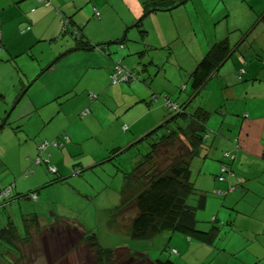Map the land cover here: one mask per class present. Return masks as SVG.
Returning <instances> with one entry per match:
<instances>
[{
    "label": "crops",
    "instance_id": "crops-1",
    "mask_svg": "<svg viewBox=\"0 0 264 264\" xmlns=\"http://www.w3.org/2000/svg\"><path fill=\"white\" fill-rule=\"evenodd\" d=\"M110 1L111 0H51V4L46 5L45 2L39 0H0V73L1 71L9 72L8 66L13 63L11 59L16 57V54L22 53V51L26 50L27 47L31 45L32 48L40 42L54 43L57 41L60 42V39H68L73 42L74 46L72 45V47L74 48L76 45L75 37L69 34L63 35L62 20L68 19L71 24L70 30H72L73 27L75 29L77 28L75 24L81 27V31L78 32V34L80 36L82 35V40L89 41L95 46L108 44L104 51L99 49V47L94 50L77 51L70 48V53L73 52L75 56L76 53L82 54L80 55V59L84 60L82 68L76 64V59L73 61V69L78 70L77 74L89 69H96L103 71L106 78L108 79L110 77L111 79L113 69L118 65H123L127 70L135 73L134 75L139 81H142V85H135L137 91L134 93V99L137 104H142L149 100L151 103V96L154 94L161 95L162 97L167 96L173 100V93L179 92V86L183 84L187 85L185 92L189 93V78L184 75L185 73L189 75L188 71L195 66L197 61L202 57V54L206 51L201 46H206L209 39H212L209 38V25L207 22L212 15H207L204 12L203 15H205V19L202 20L197 17V15L199 16L202 12H196L195 21L192 16L185 12L181 13L177 20H173V18L171 20L167 17L168 15H163L165 12L151 15L149 19L143 21L141 26L143 29H146L149 24L154 31L152 32V29H150V33L145 34L146 47L150 50L148 53L147 51L143 53V48L139 46V29L135 26V23L143 17L145 12L144 3L149 0H117L116 5L111 4ZM189 1H191V6L194 7L195 11L197 10L196 7H198L200 11L206 9L205 5L200 0L197 2L194 0ZM96 11L100 13L99 18L95 16ZM174 21H176V23ZM28 26L30 29H27ZM23 30L25 32H23ZM126 31H128V38L131 41L125 42L123 48L121 46L119 48L112 47L113 45H117V41L124 39ZM189 37H193L192 41L194 44L189 45V49L194 51V55L188 50V54L186 52L184 55L185 60L181 63V66L179 64L172 65L174 70H177L175 74L174 71L169 74L165 66L167 63L170 64V57L166 55L167 47L171 45L179 50L181 46L184 47ZM3 58L6 61L2 65L1 62ZM59 62L60 58L58 59V63ZM244 62L246 63V61ZM232 64L226 71L233 74V76L229 77L228 75L230 74H228L227 76L224 75L215 79L218 80V82L220 79L223 80L224 89H227L228 100H235V103L230 107L226 104L223 105V103L227 101V97H225L222 92L219 93V90H223V88L221 89L222 85L218 83L217 86H214V92L218 93V96L214 99H205V97H203L199 105V107L212 112L215 115L213 117L215 119L212 122L211 120L208 122V125L212 123L210 129L212 132L214 131V133H211V131L209 133L208 129L206 144L201 150L199 157L195 158L191 163V179L197 190L205 196V207L201 211L208 212L201 217L199 215L201 211H199L197 217L198 220L202 222H204L205 219L212 218L213 221L216 220V225L219 227V199L213 196L211 197V193L214 192V195L219 197V192H228L232 186H236L237 189L226 195L231 197L229 199H232V207L236 206V199H243L250 194L262 196V205L257 210H253L251 214L255 217L250 223L255 228L251 238L247 237L237 240L235 237L233 225H235L236 228L240 227L238 219L245 217L237 216L235 220L227 221V227L231 226V228H229L226 233L230 231L235 239L233 242L229 239L227 240V242L231 244V250L223 247L222 251H219L220 246L219 243H217L219 236L215 241V245L199 243L195 240L189 241L188 238L179 235H174L172 238L170 237V239H175L173 249L177 251L176 256L180 259L177 262L178 264H192L188 255L198 250H200V253L205 251L206 256L205 259L198 258L194 264H210L212 261V264H264V73L261 74L257 69H250V67H248L244 75L247 81L240 82L236 86L234 85L235 79H237V74H239V70L243 68V66L237 61H234ZM53 66H55V63H50L47 69L53 70ZM136 66H140L141 70H136ZM129 67H131V69H129ZM181 67H187V69L185 71H180ZM46 70L42 71L36 80H39ZM72 74L76 73L72 71ZM75 81L76 79L73 80L71 84L74 85ZM20 85L21 90L18 93L17 99L24 89H29L28 85H25L23 80H20ZM15 90L16 89L13 88V91ZM181 93L180 90L178 98H181ZM25 95H27V93H25L23 97ZM91 95L93 94H89V99L95 100L97 98L94 95V98H92ZM50 98H53V95H51ZM0 99L4 100L6 96L0 94ZM85 100L88 99L85 97ZM40 107L41 105L32 104V107L28 108V111L37 113L40 112ZM60 111H62L61 107L56 111L46 114L44 120L46 121L48 117L51 116L52 122L54 116ZM86 111H88V114L85 116L84 113ZM23 112H25V110H23ZM89 115L90 110L86 109L80 114V118L87 119ZM148 116H151V113L140 116L139 118H131L130 120L124 117L122 119L124 124L120 130V134H122L128 142L125 146L118 145L116 148L120 149L131 144L133 145L138 138H142L145 134L166 120V118L164 119L162 117ZM2 119L3 117L0 116V124L3 122ZM77 122L79 121L73 118L68 121L66 132L64 131L65 128H61L51 133L53 136L49 134L51 140L61 139L62 136L66 137L63 140L62 147L54 148L49 146L47 148V151L50 152V164L57 167V175L66 182L68 181V177L65 168L68 169L70 163L73 164L71 158L83 152L81 149L77 148L82 140L76 138L70 130ZM7 125L9 124L6 123L5 126ZM124 125H128L129 128L127 127V130H124ZM20 127L21 126H17L19 129L12 128V130H14L15 133H19L21 131ZM46 141L47 140H44L42 144H35L34 148L36 155L38 153V155H40V145L50 143ZM57 150H62L59 152L61 157L58 155ZM227 153H231L230 157H227ZM44 154H42V157ZM26 155L25 161L33 162L32 153L28 151ZM89 159L92 165L99 166L102 164L101 161L105 158L95 159L94 157H90ZM82 160L77 163V165L79 164L81 166L79 174L82 173L81 169H83V164H81ZM42 164L43 163L39 165L35 164L39 166V168H36V172L32 177L34 185L28 190H25L28 191L27 194L18 193L16 196L36 194L35 191L42 190L43 185H48L49 181L40 173ZM222 165H225L230 173V175L226 176L225 181H220L218 178V176L221 175ZM3 166L4 163L0 161V172ZM193 167L196 169V171L194 170L195 173ZM193 174L196 178H193ZM0 179L2 180V176ZM239 179H242V182H239ZM53 180L51 181V185L61 184ZM10 182L11 180L5 183ZM10 186L12 187H9L12 194L13 188L16 189L17 185L14 182L10 184ZM3 188L4 187L0 185V190H3ZM14 198L10 195L9 200ZM209 198L210 200H216L217 203L214 201H210L211 203H209ZM26 199L28 201L32 200L29 197ZM227 200L223 205L227 203ZM8 201H6V203H8ZM32 201L40 202L35 204L42 206L41 203L46 201V197L42 199L41 195L37 194V200ZM9 204H12V202L9 201L7 205ZM35 216H37L40 222V227L36 228L31 225L26 229L23 228V231H18L23 234L25 233L24 236L26 238H28L27 233L31 234L32 232H36L39 239V241H37L38 244L31 242L32 240L30 239V241L25 240L24 242H18L12 246L5 243L6 245L2 247V251L0 252V264H32L34 259L35 264H99L92 252L93 245L82 242L85 233L93 232H85L80 224L63 218L48 221L46 214L42 215L40 213L31 214L29 217L23 218V221L25 219L30 220ZM9 221L12 220L7 218V223ZM59 226L69 229L73 227L74 232H76V230L78 231L76 234H79L80 238L75 242L67 241V235L65 234L66 230L62 232L58 231L57 227ZM256 229H258V232H256ZM50 231L55 232L53 236L54 240L53 238L51 240L49 239V242L46 237L47 245L46 242L43 243L40 235L46 236ZM220 231L221 228L219 227V235ZM98 244L101 245L99 242ZM163 245L167 247V244L163 243ZM22 246L30 248L31 252H38L37 256H35V258L33 257L29 263H26V261H29L30 255L23 252ZM195 246H199L200 248ZM105 248H114L116 254L120 250H125V253L130 252L126 246L124 247L121 245L118 247L106 246ZM223 251H226V253L223 254ZM241 251H246V253H241ZM4 257H6V259H4ZM219 258L221 259L219 260ZM149 260L151 262L154 261L152 259Z\"/></svg>",
    "mask_w": 264,
    "mask_h": 264
},
{
    "label": "rangeland",
    "instance_id": "rangeland-1",
    "mask_svg": "<svg viewBox=\"0 0 264 264\" xmlns=\"http://www.w3.org/2000/svg\"><path fill=\"white\" fill-rule=\"evenodd\" d=\"M194 1L197 2L199 0ZM200 1L207 4L208 11H212V17L207 20L209 25V38L219 36V40L228 36L231 38L232 42H234L233 39L236 38L238 32L240 31V36L241 32L248 31L256 22L257 16L264 11V0ZM110 3L116 5L117 0H111ZM208 5L210 7H208ZM183 12L192 16L195 21L196 11L194 7L191 6V1L188 0L185 4L175 8L172 12H165L163 15H168L167 17L171 20L172 18L173 20H177ZM151 14L153 15V13ZM217 15H219V27L215 25L217 23ZM199 18L204 20L205 16L202 15ZM174 22L176 23V21ZM263 27V24L261 27H257L249 38L250 40L256 39L254 42V51L250 53L247 52L248 55H251L248 59L251 68L254 64V60L252 59L255 57V50L264 53ZM228 32L230 33L228 34ZM217 33L219 35H217ZM72 45L73 42L68 39H60V42L57 41L54 43L40 42L32 48L31 45L27 47L26 50L22 51V53L16 54V57L11 59L13 63L8 66L9 72L1 71L0 73V94L6 96V99H0V116L3 117L2 120L4 121L9 115L7 124L10 125L5 126L0 132V161L4 163L3 169L0 172V178L2 176L0 185L4 187L3 190L11 187L10 184L15 182L17 187L16 189L13 188L11 197L14 198L18 193L27 194L28 191L25 190H28L34 185L32 177L36 172V168H39V166H36L39 153L36 155L34 148L35 144H42L44 140L52 143L55 139L51 140L49 134L61 128H65L64 131L66 132L67 123L73 118H76L79 122L74 124L70 130L76 138L82 140L77 148L83 151L79 155H75L74 158H71L73 164L70 163V167L68 166V169L65 168L68 181L55 185H51V181L56 178V175L49 172V166L55 169L57 167L50 164V152L47 151V153L43 155V158H48L49 165L43 163L40 167V173L44 175V178L49 182L48 185H43L42 190L35 191L36 195L40 194L42 199L46 197V201L41 203L42 206H39L35 203L40 202L28 201L26 198L5 200L3 197H0V228H3L7 223V218H10L15 223L17 229L23 231V218L29 217L31 214L35 213H40L42 215L46 214L48 221L63 218L80 224L85 232L96 233L98 242L104 247L126 246L131 253L135 254V257L146 254L149 256L148 258L152 260L171 259L172 261L178 262L180 259L169 251V248H173V244L175 243V239L169 240L170 234L164 233L149 241H137L130 237L131 222L135 214L134 210L123 215V217H116L115 221H112L109 217L110 210L114 209L121 202V191L124 186L123 172H130L133 170L135 165L148 151V144L143 142L133 146V143V145L131 144L127 147H123L124 149L122 152L118 153L112 162L105 161L109 157L111 151L116 149V146H125L128 142L123 135L120 134V130L124 124L122 120L124 117L130 120L131 118H139L140 116L151 113V116L165 119L169 117V110L165 109V102L163 100L152 103H150V100L142 104L136 103L134 99V93L137 91L135 85H142V81H139V79V82L131 84L123 82L112 84L110 77L107 79L104 72L101 70L89 69L77 74L78 70L73 69V61L76 59V64L82 68L84 60L80 59V55L82 54L76 53L75 56L73 52H69L70 48H73ZM112 47L119 48L120 45L117 44ZM59 58L60 62L58 63ZM234 59L245 68L244 59ZM5 61L6 60L3 58L1 64L3 65ZM50 63H55V66L52 67L53 70L47 69ZM232 63L233 62L229 63L227 68H229ZM165 66L169 74L173 71L175 74L177 71L176 69L174 70L171 64L167 63ZM129 69H131V67H129ZM135 69L141 70V67L136 66ZM44 70H46L44 74L39 80H36L39 74ZM72 71L76 74H72ZM75 79L76 81L74 85H72L71 82ZM20 80H23L25 85H28L29 89H25L27 95L17 99L18 93L21 90ZM218 83L222 85L221 89L223 88V90H219V93L222 92L225 97H227V101H225L223 105L226 104L230 107L234 104L235 100H228L227 89H224L223 80L220 79L218 82L216 79H211L205 87L206 90L204 89L205 91L203 90L196 98V104L194 103L193 106L197 107V103H200L203 97H205V99L216 98L218 93L214 92V86H217ZM181 86H179V88ZM13 88L16 90L13 91ZM190 88L191 85L189 83V92ZM178 91L180 92V90ZM179 92L173 93V102L182 104L188 99V92L183 91L181 93V98H178ZM89 94H93L97 98L95 100L89 99ZM51 95H53V98H50ZM85 97L88 100H85ZM32 104L41 105L39 108L40 112L34 113L28 111V108H31ZM59 107L62 108V111L54 116L52 122L51 116L48 117L46 121L44 120L46 114L56 111ZM86 109L90 110L89 118H80V114ZM23 110H25V112H23ZM189 110H191V106ZM210 113V120L212 122L215 119L213 118L215 115L212 112ZM210 125H212V123L208 125L209 133L211 131ZM17 126H21V131L19 133H15L14 130H12V128H17ZM124 126L128 127V125ZM211 133H214V131H211ZM51 135L53 136V134ZM138 140L141 141V138H138L137 141ZM28 151L32 153L33 162L25 161L27 157L26 152ZM57 151L58 155L61 157L59 152L62 150ZM90 157L105 159L101 161V165L94 166L89 159ZM80 160H82L81 164H83V169H81L82 173L79 174L81 166L79 164L77 165V163ZM194 170L196 171L193 167V171ZM193 178H196L194 174ZM9 180H11L10 183H5ZM136 194L137 188L134 190V195ZM130 195L132 196V190ZM212 196L219 199V227L221 228L217 241L220 246L219 249L222 250L223 247H225L231 250V244L227 242V240L229 239L233 242L235 239L230 231L226 233L227 230L231 228V226L227 227V221L235 220L237 216L245 218L238 219L240 227L236 228L235 225H233L236 239L251 238L255 230L250 224L251 221L255 219L251 214L253 210H257L262 205V196L250 194L243 199H236L237 204L235 207L231 206L232 199H229L231 198L230 196L218 197L214 195V192L211 193V197ZM8 200L11 201L12 204L7 205L9 203ZM226 200L227 203L223 205ZM6 201H8V203H6ZM210 201L217 203L216 200H210L209 198V203H211ZM191 203L194 202L191 201ZM207 213L206 211H201L199 215L202 217ZM212 221L213 219L209 218L205 219L204 222ZM70 228L71 229L59 226L57 230L61 232L66 230V240L75 242L80 238V235L76 234L78 232L77 230L74 232L73 227ZM256 232H258V229H256ZM20 234L23 233L20 232ZM54 234L55 232L50 231L46 236L40 235V237L43 243H47L46 237L48 240L52 238L54 240ZM27 235L28 238H26V240H32L31 242L33 243L39 241L36 232ZM163 243L167 244L169 248L164 250L166 246H164ZM5 245L4 242L0 241V252ZM22 247L23 252L30 255L29 261L27 262L25 260L26 263H29L33 257L35 258V256H37L38 252H31L30 248L26 246ZM242 252L246 253V251H241V253ZM225 253L226 251H223V254ZM126 254L125 250L118 251L116 256L120 257L121 261L124 263L117 262L116 264H127L128 261L126 263L124 261L128 259ZM205 256V251L200 253V250L188 255L192 264H194L198 258L205 259ZM4 259H6V257H4ZM220 259L221 258H219V260ZM34 261L35 259L32 264H35ZM145 261L149 262L147 258H145ZM212 263L213 261L210 264Z\"/></svg>",
    "mask_w": 264,
    "mask_h": 264
},
{
    "label": "trees",
    "instance_id": "trees-1",
    "mask_svg": "<svg viewBox=\"0 0 264 264\" xmlns=\"http://www.w3.org/2000/svg\"><path fill=\"white\" fill-rule=\"evenodd\" d=\"M186 1L187 0H149L144 3V15H148L144 20L146 21V19H149L152 15L151 13L159 14L172 12L175 8L185 4ZM43 2H45L46 5L51 4V0H45ZM202 3L205 5L206 9L200 11L198 7H196V12H202L199 16L197 15L198 19H200L199 17H201L204 12L207 15H212V11H208L207 9V4L204 2ZM208 7L210 6L208 5ZM95 16L99 18L100 13L96 11ZM217 18V23L215 25L219 27V15H217ZM64 20L63 35H73L76 39V45L72 50H94L99 47V49L104 51L105 48H107L108 44L95 46L89 41L82 40V35L80 36L77 34L81 31V27L75 24L77 28L75 29L73 27L74 30L73 28L70 30L71 24L69 20ZM144 20L137 21L135 26L139 29V46L143 48V53L146 51L148 53L150 49L146 47L144 37L145 34L150 33L152 27L148 24L146 29H143L141 26ZM262 24L264 26V11L257 16L256 22L248 31L241 32L240 36V31L238 32L236 38L233 39L234 42H232L231 38L228 36H225V38L221 40H219V36H213L212 39H209L206 46H201L206 51L202 54V57L197 61L195 66L188 71L189 75L184 72L187 67L180 68V71L184 70V76L189 78L188 82H190L191 85L188 99L184 103L178 104L177 102H173V100L167 96L162 97L161 95L155 94L151 96V103L159 100L165 102V109L169 110V117L142 137L141 141L138 140L134 143L133 146L146 142L148 144V151L143 155L142 159L135 165L132 171L123 172L124 186L121 191V202L114 209L110 210L109 214L110 219L115 221L116 217H123V215L128 214L131 210L135 211L130 229V237L133 240L149 241L164 233H168L170 234L169 240H172L170 237L172 238L174 235H179L188 238L189 241L195 240L199 243L215 245V241L219 236V227L216 225V220L212 222H202L198 220V212L205 207V196L197 190L191 179V163L195 158L199 157L201 150L206 144L208 122L211 113L205 108L199 107L200 103H197V107H194L193 104H196V98L203 92L211 79H217L220 78V76H227L228 74H230L228 75L229 77L233 76V74L228 73L226 70H228V64L235 61L234 58L238 60L244 59V61H246L245 68H241L239 74H237L234 85L237 86L240 82L247 81L244 75L248 67H250V69H257L261 74L264 73V53L255 50L256 54L252 59L254 60L252 68L248 63V59L251 55L247 54V52L250 53L254 51V42L256 41V39L250 40L249 38L257 27H261ZM28 28L30 29L29 26ZM151 31L154 32L153 29ZM23 32L25 31L23 30ZM229 33L230 32H228V34ZM217 35L219 34L217 33ZM192 38L193 37H189L184 47L181 46L179 50L175 46L170 45L167 47L166 55L170 57L171 65L179 64L181 66V63L185 60L184 55L186 52L188 54V50L194 55V51L189 49V45L194 44ZM128 41L130 42L131 40L128 38V31H126L124 39L116 43L123 48V44ZM118 67L125 69L129 74V78L126 81H120V83L131 84L138 82V78L134 75L135 73L130 72L123 65H118ZM118 83L119 82L113 84ZM186 87V84L181 86V92L186 91ZM24 94L25 89L22 91L20 97ZM91 96L94 98L93 95ZM167 102L172 103V105L176 107L167 106ZM190 106L191 110H189ZM85 113L86 115L88 114L87 111ZM65 138V136H62L61 139L54 141L61 143L63 146V140ZM123 149L124 148L113 149L105 161L112 162L115 156L122 152ZM227 154H229L230 157L231 153ZM53 181L60 183L66 182L58 175H56ZM135 188H137L136 195H134ZM131 190L132 196L130 195ZM27 196L17 195L15 198H27ZM190 200L194 203L192 204ZM23 225L25 229L31 225L38 228L40 227V222L37 216H35L30 220L25 219ZM25 240L26 237L24 234H20L12 221H9L3 228H0L1 242L12 246L18 242H24ZM82 242L93 245L92 252L99 264H116L117 262H123L120 257L116 256L114 248H105L98 244L96 233H85ZM167 248H169V246L165 247V249ZM169 251L173 255L177 254V251L173 248H169ZM219 251L222 250L219 249ZM126 256H128V259L124 261L125 263L128 261L127 264H178L171 259H158L151 262L146 254L135 257V254L128 252ZM145 258H147L149 262H146Z\"/></svg>",
    "mask_w": 264,
    "mask_h": 264
},
{
    "label": "built area",
    "instance_id": "built-area-1",
    "mask_svg": "<svg viewBox=\"0 0 264 264\" xmlns=\"http://www.w3.org/2000/svg\"><path fill=\"white\" fill-rule=\"evenodd\" d=\"M39 1H45V0H39ZM49 4V3H47ZM97 15L99 16V14L97 13ZM65 24V20H63V25ZM29 29V28H28ZM78 34V33H77ZM113 83H117L120 81H126L129 78V74L125 71V69L121 68V67H116L115 70L113 71V74L111 76ZM167 106H173L172 103L167 102ZM176 107V106H173ZM88 113V112H87ZM84 115H86V113H84ZM127 128L125 127L124 130H126ZM51 146L54 147H61L62 144L58 143V142H53V143H44L43 145L39 146V151H40V155L38 157V159L36 160V163L40 164L42 162H45L47 164H49L48 158H43L42 154L47 152V148ZM49 172L53 173V174H57V171L54 167L49 166ZM223 172H226L225 169H223ZM220 180H223V178L221 177ZM11 195V189L7 188L4 190H0V196L3 198H8ZM30 199L32 200H37V195L36 194H31L30 195Z\"/></svg>",
    "mask_w": 264,
    "mask_h": 264
},
{
    "label": "clouds",
    "instance_id": "clouds-1",
    "mask_svg": "<svg viewBox=\"0 0 264 264\" xmlns=\"http://www.w3.org/2000/svg\"><path fill=\"white\" fill-rule=\"evenodd\" d=\"M63 20H64V19H63ZM63 20H62V23H63ZM114 70H115V69H113V71H114ZM112 74H113V72H112ZM111 76H112V75H111ZM111 79H112V78H111ZM158 97H159V96H158ZM87 112H88V111H87ZM124 128H125V127H124ZM126 128H127V127H126ZM126 130H127V129H126ZM227 157H229V154H227ZM42 163H45V162H42ZM37 164H38V163H37ZM40 164H41V163H40ZM45 164H47V163H45ZM47 165H49V164H47ZM223 169H225L226 172H223ZM56 175H57V174H56ZM227 175H230L229 170H228V168H227L225 165H222V167H221V175L218 177L219 180H220V178L222 177L223 180H220V181H225ZM239 182H242V180L239 179ZM236 189H237L236 186H232L228 192H219V195H220V196H226L227 194H229V193L235 191ZM0 197H1V196H0ZM27 197L30 198V195L27 196ZM9 198H10V196H9L8 198H4V199H9Z\"/></svg>",
    "mask_w": 264,
    "mask_h": 264
},
{
    "label": "water",
    "instance_id": "water-1",
    "mask_svg": "<svg viewBox=\"0 0 264 264\" xmlns=\"http://www.w3.org/2000/svg\"><path fill=\"white\" fill-rule=\"evenodd\" d=\"M147 14L146 15H144L140 20H144L145 18H147ZM8 117H9V115L7 116V118L1 123V125H0V131L5 127V125H6V123H7V120H8Z\"/></svg>",
    "mask_w": 264,
    "mask_h": 264
}]
</instances>
